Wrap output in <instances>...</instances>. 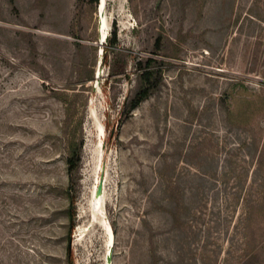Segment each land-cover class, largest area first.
Wrapping results in <instances>:
<instances>
[{"label": "rangeland", "instance_id": "rangeland-1", "mask_svg": "<svg viewBox=\"0 0 264 264\" xmlns=\"http://www.w3.org/2000/svg\"><path fill=\"white\" fill-rule=\"evenodd\" d=\"M99 4L0 0V264H264V0Z\"/></svg>", "mask_w": 264, "mask_h": 264}, {"label": "trees", "instance_id": "trees-1", "mask_svg": "<svg viewBox=\"0 0 264 264\" xmlns=\"http://www.w3.org/2000/svg\"><path fill=\"white\" fill-rule=\"evenodd\" d=\"M86 1L99 4L100 0H86ZM112 35L113 37L110 39V43L108 45L109 47L115 46L118 42L117 28L112 32ZM105 50L107 51L108 48ZM154 62L155 60L150 58L147 60L146 65L141 67L140 69L141 71L139 74V87L136 91V94L134 95L131 102L129 103L128 109L126 110L127 113L137 108L144 100H146L159 87L161 71L151 69L152 67L151 64H153ZM119 68H120V71H123L125 69L123 66ZM112 73H115V71H113ZM90 78L92 79L93 76H91ZM64 100L68 104L67 107L69 108L68 98ZM82 145H83L82 139H77L76 135H70L68 137V143H67L68 155L66 159V164H67V172H68L70 180L73 179V177L75 176V174L77 173L79 169V164H80L81 155H82ZM68 196L70 200V204L67 210L68 220H69L68 237L70 238L72 230L75 226L76 216L74 213L75 196L72 194L71 191H69Z\"/></svg>", "mask_w": 264, "mask_h": 264}, {"label": "bare ground", "instance_id": "bare-ground-1", "mask_svg": "<svg viewBox=\"0 0 264 264\" xmlns=\"http://www.w3.org/2000/svg\"><path fill=\"white\" fill-rule=\"evenodd\" d=\"M106 4H107V0H101L100 1V8H99V10H100V13H101L102 41L105 40L106 37H107V32H106V19L104 17V14H105L104 11L106 9ZM100 131H101V134L103 136V133H104L103 127L100 128ZM108 232H109V236H110L109 242H108V246L110 247L113 244V233H112L111 229H109Z\"/></svg>", "mask_w": 264, "mask_h": 264}, {"label": "water", "instance_id": "water-1", "mask_svg": "<svg viewBox=\"0 0 264 264\" xmlns=\"http://www.w3.org/2000/svg\"><path fill=\"white\" fill-rule=\"evenodd\" d=\"M101 1V0H100ZM100 3V2H99ZM99 8H100V4H99ZM102 188H103V181H101V183L98 186L97 189V194H100L102 192Z\"/></svg>", "mask_w": 264, "mask_h": 264}]
</instances>
